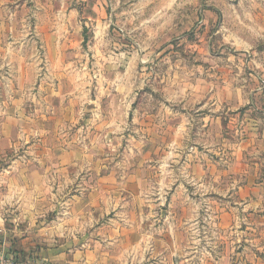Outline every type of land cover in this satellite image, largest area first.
I'll return each mask as SVG.
<instances>
[{
  "label": "rangeland",
  "instance_id": "1",
  "mask_svg": "<svg viewBox=\"0 0 264 264\" xmlns=\"http://www.w3.org/2000/svg\"><path fill=\"white\" fill-rule=\"evenodd\" d=\"M21 2L26 16L15 15L1 36L16 43L0 45V136L14 100H23L32 118L12 145L0 138V243L16 248L0 254L30 264L61 252L87 264H204L202 251L238 249L233 234L219 230L220 209L208 210L207 223L203 209L137 208L131 186L183 185L192 156L206 148L191 116L200 96L188 93L251 85L242 53H264V0ZM56 35L61 46L45 54L42 38ZM174 90L184 98L173 105L178 113L166 100ZM216 141L207 145L227 149L221 163L237 169L236 139ZM108 186L131 192L101 190ZM140 216L145 232L135 230ZM193 216L200 218L194 227ZM109 219L124 223V234ZM195 249L197 257H187ZM208 262L215 264L210 256Z\"/></svg>",
  "mask_w": 264,
  "mask_h": 264
},
{
  "label": "crops",
  "instance_id": "2",
  "mask_svg": "<svg viewBox=\"0 0 264 264\" xmlns=\"http://www.w3.org/2000/svg\"><path fill=\"white\" fill-rule=\"evenodd\" d=\"M16 2L17 0H0V45L11 47L12 44L16 43V41H7L1 37L3 32H9L13 29L11 22L14 21L12 18L15 15L22 13V17L26 16V12L18 10L19 7L24 10L26 3L21 2L18 4ZM70 12L73 11L70 10ZM75 15L77 14L75 13ZM22 21L25 24L24 18ZM46 39L42 38V43H40L45 54L50 51L53 52L61 46V39L57 35L54 39ZM242 45L248 47L250 43ZM242 55L246 58L247 67L251 69L249 72L251 77L248 80H250L252 86L246 83H239L238 85L224 84L206 93H203V89H197L196 91L199 92L196 93H188L192 96H200V99L195 102L196 105L192 107L194 113L191 116L196 121L197 131L195 135L199 137L196 139H200L206 144L205 149L197 151L198 155L196 157L192 156L194 162L191 167L194 168L186 169L185 181L190 186H186L185 181H183V185L175 184L177 183L175 181L174 186H131L138 195L135 200H131L134 202L128 201V204L131 202L137 208L154 209L168 206L175 209L181 206L182 208L203 209L206 210L202 216L203 221H207V223H210L209 220L212 217L208 210L220 209L219 230L221 232L230 231L233 236H228L229 241L232 244H238V249L234 247L225 252H216L210 249L205 252L202 251V255L206 256L204 264L208 262L209 256L215 261V264H232L233 262L238 264H264V232H262L264 229L260 227V225H264V53L259 54L253 51L246 53L244 50ZM49 56L46 55L47 58H44L43 61L47 62ZM32 61H34L33 58ZM165 95H167V92H165ZM181 99L177 90L166 96V100L171 103L170 110L172 113L174 110L177 113L179 112V109L173 107V105L178 104V101L182 103L184 98ZM259 101L261 102L259 103ZM24 103L20 99L14 100V105L12 102L11 106L13 111L11 116L13 117L10 119L12 120L3 121V125L1 123L2 135L0 138H3L6 143L11 142L10 145H12L14 133L22 130L24 123L32 118V110L24 109ZM190 103L185 102L183 107L186 108L192 105ZM171 116L173 117V115ZM175 125L179 126V123L177 122ZM231 138L236 139L237 143L234 151L235 157H233L237 169L235 167L232 169V164L221 163L226 158L227 149L218 151L212 145H207L213 144L216 140V143L230 142ZM147 141H150L149 137ZM212 159L215 162H211ZM189 161L188 156L187 167L191 165ZM215 163H217L216 166L220 167L218 172L211 171ZM212 182H214V186H210ZM101 190L105 193L115 194L131 192L130 186H108L106 189ZM150 193H156V196H148ZM160 193L167 194L165 200L160 198ZM168 196L170 200L166 203ZM179 197L185 198V200L179 202ZM124 199L122 198L123 205H126ZM120 201H117V205L121 203ZM117 205H114L113 209ZM260 217H262L261 223H259ZM197 218L200 219L199 216L190 217L188 219L189 225L194 227L198 222ZM140 219L142 221L139 220V223L134 224V226H137L135 230L140 228V231L145 232L144 229L141 230V225H143L145 219L143 216H140ZM172 222L176 224L175 231H178V221ZM107 223L114 225L117 222L109 219ZM114 226L120 227L122 233L124 232V223L118 222ZM109 227L116 230V227ZM194 233L191 234L192 237H194ZM105 240L110 242L111 239ZM8 246H1L0 253L13 254L10 251L12 249L13 252L16 248L11 245L8 248ZM81 249L75 251V256H78L77 252H82ZM188 253L189 256H187L188 254L186 256L192 259L197 257L200 252L195 249ZM72 257H74V254ZM100 257L109 259L110 254L97 256V258ZM66 258L65 252L49 254L42 262L46 264H63L73 260L75 264H87L86 261L66 260ZM190 258L186 261H190ZM62 259L64 262H60ZM239 259L244 261L239 263ZM99 261V264H101L102 260Z\"/></svg>",
  "mask_w": 264,
  "mask_h": 264
},
{
  "label": "built area",
  "instance_id": "3",
  "mask_svg": "<svg viewBox=\"0 0 264 264\" xmlns=\"http://www.w3.org/2000/svg\"><path fill=\"white\" fill-rule=\"evenodd\" d=\"M0 264H30L27 262H22L17 256H6L0 254Z\"/></svg>",
  "mask_w": 264,
  "mask_h": 264
}]
</instances>
